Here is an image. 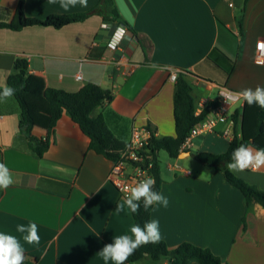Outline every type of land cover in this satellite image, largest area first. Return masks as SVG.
Here are the masks:
<instances>
[{
  "label": "crops",
  "instance_id": "0c3cea01",
  "mask_svg": "<svg viewBox=\"0 0 264 264\" xmlns=\"http://www.w3.org/2000/svg\"><path fill=\"white\" fill-rule=\"evenodd\" d=\"M20 1L26 15L38 19L99 6L84 22L61 29L0 28V90L17 60L28 61L32 85L26 100L38 138L49 135L47 89L75 93L95 83L112 90V102L93 116L102 115L126 143L134 127L149 128L158 138L176 136L173 72L187 73L198 106L217 100L219 87L237 92L264 87V65L255 60L257 43L264 40V0H88L86 8L68 12L48 0H0L2 22L15 18ZM114 11L133 30L115 20ZM115 41L119 45L113 47ZM21 112L14 97L0 103V163L15 181L0 189V232L20 240L26 264H104L102 248L130 234L135 224L133 214L116 212L124 198L110 180L114 161L90 148L89 137L68 113L39 157L21 129ZM227 127L197 137L164 166L159 160L160 175L172 182L162 180L159 193L169 204L153 205L151 220L159 221L161 240L170 249L185 242L210 249L224 264H264V208H248L220 169L197 159L201 152L227 151L233 140L221 135ZM202 173L210 176L201 179ZM234 175L264 190V168ZM29 222L38 225L39 245L27 244L26 233L17 231ZM131 264L170 261L144 258Z\"/></svg>",
  "mask_w": 264,
  "mask_h": 264
},
{
  "label": "trees",
  "instance_id": "16d2710c",
  "mask_svg": "<svg viewBox=\"0 0 264 264\" xmlns=\"http://www.w3.org/2000/svg\"><path fill=\"white\" fill-rule=\"evenodd\" d=\"M105 1H102L103 3ZM111 2V0H110ZM98 7L93 8L89 12L71 13L65 15H52L45 19L30 18L26 15L24 2L20 1L15 18L10 22H2L0 20V28L19 31L23 28L46 26L55 29H61L67 25L84 22L91 15L98 11ZM113 18L119 22L120 15L114 11ZM111 16V14H110ZM109 16V17H110ZM106 19V18H105ZM122 25L132 29L127 23L121 22ZM133 30V29H132ZM15 73L9 75L7 86L14 88L15 95L13 96L18 101L21 112V129L28 139L30 147L39 156L42 157L50 148V138L55 132L58 121L63 114L68 113L71 120L77 124L80 129L90 139V148L97 154L103 155L114 161L120 156L125 143L118 140L115 133L107 125L104 117L99 115L93 116V111L97 108L112 102L114 95L112 90L104 89L95 83H91L83 87L80 91L71 93L59 89H47L44 91V96L50 105L51 119L49 123L48 137L38 138L34 135V124L29 115L27 104V95L31 89V79L29 75V63L25 59L17 60L14 65ZM193 86L190 84L187 73H180L175 82L174 93V120H175V137L154 136L150 141L151 149L155 153L157 163L155 164L154 173L156 185L154 190L159 192L162 179L159 169V153L164 150L172 158H178L181 154V148L189 136L193 127L199 122L207 118L211 110L218 103L209 102L200 116L196 115L198 107L197 101L194 98ZM1 89L0 91H2ZM235 124V136L230 142L229 148L222 154H211V152H201L197 154V159L202 164L220 169L228 183L239 189L246 200L248 208H252L254 204L264 208V190L259 189L256 185L247 183L241 178L229 172L226 164L230 161L232 152L240 144H249L250 146L262 149L264 148V109L257 105L249 106L246 102L241 111H235L232 116ZM150 207L147 211L141 208L138 214H133L135 224L141 227L151 220ZM144 258H150L154 261L168 259L170 264H191L197 262L199 264H224V259L214 254L210 249L195 246L190 243H182L174 249H170L164 241L158 244H148L138 248L135 253L129 257L126 264L138 262ZM26 264V263H24Z\"/></svg>",
  "mask_w": 264,
  "mask_h": 264
},
{
  "label": "clouds",
  "instance_id": "9594fccd",
  "mask_svg": "<svg viewBox=\"0 0 264 264\" xmlns=\"http://www.w3.org/2000/svg\"><path fill=\"white\" fill-rule=\"evenodd\" d=\"M50 4L59 3L60 7L68 12L77 5L86 8L88 0H48ZM131 22V21H130ZM15 89L5 86L0 91V103L6 102L15 95ZM226 101L236 100L246 102L249 106L257 105L264 109V87L257 86L255 89L246 88L238 92L220 93ZM229 172L240 173L245 170L253 172L264 168V148L257 149L249 144H240L232 152L230 161L225 165ZM207 176H210L207 174ZM205 173L199 178L206 179ZM161 179L171 183L172 177L161 176ZM13 173L6 164L0 163V189L7 190L14 184ZM156 180L148 176L137 182L130 189H125V196L122 202L116 207L117 213L138 214L141 208L147 211L153 205H162L167 207L169 200L163 194L154 190ZM17 231L26 233L23 240L29 245H39L40 236L38 234V225L35 222H29L27 225H18ZM161 241L159 221L152 219L146 222L143 227L139 224L130 226V234L115 236L112 243L106 244L99 252L104 264H126V261L141 246L148 244H158ZM25 249L20 240L10 234L0 232V264H24L26 260Z\"/></svg>",
  "mask_w": 264,
  "mask_h": 264
},
{
  "label": "built area",
  "instance_id": "2783aa9c",
  "mask_svg": "<svg viewBox=\"0 0 264 264\" xmlns=\"http://www.w3.org/2000/svg\"><path fill=\"white\" fill-rule=\"evenodd\" d=\"M119 45V41H115L113 47ZM255 60L258 64L264 65V40H259L255 54ZM182 71L171 73L170 80L176 82L177 76ZM81 79V76H77ZM237 92L228 87H219L218 99L213 101L218 105L211 110L210 115L199 122L191 130L186 141H184L181 149L190 148L192 141L197 137L209 133L216 134L219 125H228L227 129L221 132L225 137L235 136L233 114L237 111L238 106L242 101L229 100L220 95L222 91ZM199 104L196 110V115L200 116L207 106ZM155 136V133L149 128L134 127L131 138L125 143L123 150L120 152L118 159H114L113 167L110 173V180L116 187L117 191L125 196V189H130L140 180L152 176L155 178L154 168L157 163L155 153L151 149L150 141Z\"/></svg>",
  "mask_w": 264,
  "mask_h": 264
},
{
  "label": "rangeland",
  "instance_id": "374dc122",
  "mask_svg": "<svg viewBox=\"0 0 264 264\" xmlns=\"http://www.w3.org/2000/svg\"><path fill=\"white\" fill-rule=\"evenodd\" d=\"M171 159L169 154L167 152H165L164 150L160 151L159 153V160L160 163H162L161 165L164 166V164H166V160Z\"/></svg>",
  "mask_w": 264,
  "mask_h": 264
}]
</instances>
